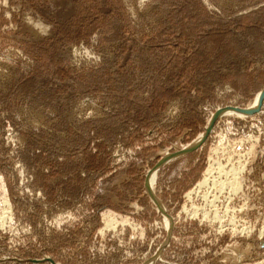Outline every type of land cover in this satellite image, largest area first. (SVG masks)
Listing matches in <instances>:
<instances>
[{"label": "rangeland", "instance_id": "374dc122", "mask_svg": "<svg viewBox=\"0 0 264 264\" xmlns=\"http://www.w3.org/2000/svg\"><path fill=\"white\" fill-rule=\"evenodd\" d=\"M263 89L264 0H0V264H264Z\"/></svg>", "mask_w": 264, "mask_h": 264}, {"label": "water", "instance_id": "95a60500", "mask_svg": "<svg viewBox=\"0 0 264 264\" xmlns=\"http://www.w3.org/2000/svg\"><path fill=\"white\" fill-rule=\"evenodd\" d=\"M263 101H264V89L261 90V103H262ZM228 108H235V109H238V110L243 111V112L246 113V114H251V113H254V112H256V111L259 110V108H258V109H255V110H250V109L242 108V107H238V106H230V107H228ZM224 110H225V109H220V110H218V111L216 112V114L212 117L211 121L209 122L208 126L206 127V133H205L204 140H206V138L208 137L209 133L212 131V128H213V126H214V123H215L216 119L218 118V116H219L220 114H222V113L224 112ZM203 142H204V141H203ZM194 148H195V147H194ZM194 148L189 149L187 152L192 151ZM179 154H181V152L178 153V154H176V155H174L173 157L178 156ZM48 259H50V261H51L53 264H59V263H57L55 260H53V259H51V258H48Z\"/></svg>", "mask_w": 264, "mask_h": 264}, {"label": "bare ground", "instance_id": "6f19581e", "mask_svg": "<svg viewBox=\"0 0 264 264\" xmlns=\"http://www.w3.org/2000/svg\"><path fill=\"white\" fill-rule=\"evenodd\" d=\"M188 151V150H187ZM184 152H186V151H184ZM184 152H181V153H184ZM210 173L212 172L210 169L208 170ZM235 176H236V174H235ZM234 176V177H235ZM236 179V178H235ZM232 180H234V178L232 179ZM208 182V179H205L204 181H202L201 183H199V187H205L204 185H206V184H208L207 183ZM225 184V183H224ZM198 186V185H197Z\"/></svg>", "mask_w": 264, "mask_h": 264}]
</instances>
